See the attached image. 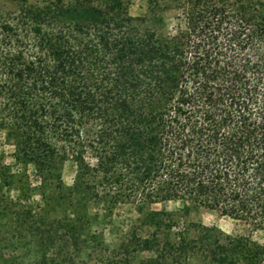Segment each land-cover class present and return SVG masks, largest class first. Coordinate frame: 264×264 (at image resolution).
I'll return each instance as SVG.
<instances>
[{
  "label": "trees",
  "instance_id": "trees-1",
  "mask_svg": "<svg viewBox=\"0 0 264 264\" xmlns=\"http://www.w3.org/2000/svg\"><path fill=\"white\" fill-rule=\"evenodd\" d=\"M13 1L0 7V139L20 166L18 190L29 168L40 207L62 214L47 234L77 242L92 202L178 201L264 230V0H173L163 33L125 0ZM137 220L151 231L126 241L152 252L144 264H264V243L249 236L172 211Z\"/></svg>",
  "mask_w": 264,
  "mask_h": 264
},
{
  "label": "rangeland",
  "instance_id": "rangeland-1",
  "mask_svg": "<svg viewBox=\"0 0 264 264\" xmlns=\"http://www.w3.org/2000/svg\"><path fill=\"white\" fill-rule=\"evenodd\" d=\"M42 3L47 0H28ZM128 12L132 17L143 20V24L153 28L158 33L171 30L176 24V9L173 0H125ZM159 5L160 9L150 11L148 4ZM15 6L13 0H0L3 11H12ZM163 6V7H161ZM141 20V21H142ZM12 146L3 143L0 139V167L3 166L5 174L0 177V264H36L42 255H48L61 261L62 255L67 257L65 264H144L150 260L152 252L139 250L134 241L127 242V235L135 232L145 235L147 229L137 219L148 208L152 210L172 211L181 215L186 223L200 224L205 227H215L230 235L249 236L257 243H264V230L250 231L242 222L218 212L203 207H185L178 201H165L144 205L142 209L133 203H119L110 208L101 203L89 204L86 214L90 222L84 223L86 230L77 242L65 238V231L54 236L46 233L53 231L50 222L61 219L62 214H51L40 207V195L36 188L38 181L28 168L29 189L18 190L22 185L18 175L20 166L13 162L11 156ZM77 170L76 162L67 159L60 165V177L64 186H70ZM11 175V176H9ZM141 211V212H140ZM43 223L40 222L41 217ZM63 219V218H62ZM147 229V230H146ZM173 231L176 228L172 229ZM43 234V235H42ZM42 235V239L41 236ZM52 237L50 241L48 239ZM64 237V239H61ZM67 237V236H66ZM44 242L39 245V242ZM187 264H210L206 258L195 257Z\"/></svg>",
  "mask_w": 264,
  "mask_h": 264
}]
</instances>
